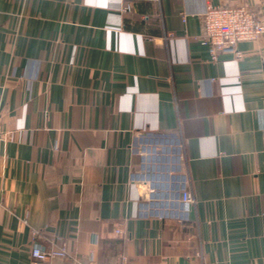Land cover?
Wrapping results in <instances>:
<instances>
[{"label":"crops","instance_id":"obj_1","mask_svg":"<svg viewBox=\"0 0 264 264\" xmlns=\"http://www.w3.org/2000/svg\"><path fill=\"white\" fill-rule=\"evenodd\" d=\"M208 5L264 21V0H0V264H264V36L212 61Z\"/></svg>","mask_w":264,"mask_h":264},{"label":"built area","instance_id":"obj_2","mask_svg":"<svg viewBox=\"0 0 264 264\" xmlns=\"http://www.w3.org/2000/svg\"><path fill=\"white\" fill-rule=\"evenodd\" d=\"M263 36L264 21L254 11L246 7L208 5L203 15V31L200 40L208 48L214 62L218 61L222 55H233L236 59H241L243 54L239 50V44L256 41ZM182 201L185 207L191 205L193 197L190 192L185 191L183 193ZM31 255L32 264H49L56 259L65 260L69 264H85L80 257L68 251L66 244L53 248H43L36 245L33 247Z\"/></svg>","mask_w":264,"mask_h":264}]
</instances>
